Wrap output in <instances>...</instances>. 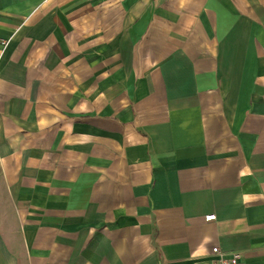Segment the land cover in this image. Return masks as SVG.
Returning a JSON list of instances; mask_svg holds the SVG:
<instances>
[{
    "label": "crops",
    "instance_id": "1",
    "mask_svg": "<svg viewBox=\"0 0 264 264\" xmlns=\"http://www.w3.org/2000/svg\"><path fill=\"white\" fill-rule=\"evenodd\" d=\"M216 247L264 264V0H0V264Z\"/></svg>",
    "mask_w": 264,
    "mask_h": 264
},
{
    "label": "built area",
    "instance_id": "2",
    "mask_svg": "<svg viewBox=\"0 0 264 264\" xmlns=\"http://www.w3.org/2000/svg\"><path fill=\"white\" fill-rule=\"evenodd\" d=\"M214 218L215 216L207 217L208 220H212ZM212 252L215 256L213 264H240L241 255L239 253H232L228 255L220 251L218 247L214 248Z\"/></svg>",
    "mask_w": 264,
    "mask_h": 264
}]
</instances>
